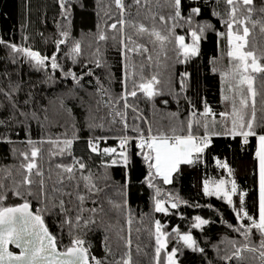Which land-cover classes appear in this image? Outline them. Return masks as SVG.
Masks as SVG:
<instances>
[{"label":"trees","instance_id":"16d2710c","mask_svg":"<svg viewBox=\"0 0 264 264\" xmlns=\"http://www.w3.org/2000/svg\"><path fill=\"white\" fill-rule=\"evenodd\" d=\"M189 0H184L187 4ZM125 5L124 18L125 26L123 30L124 43L133 47V52L128 53L125 49V55L122 58L120 54L121 30L118 24L120 13L114 7L112 0H65V9L71 7L67 12L68 19L61 16L60 5L57 0H0V40L8 43H15L24 47H30L38 51L41 55L51 56L55 50L54 41L58 35L57 24L60 30L67 28L69 32L68 45L79 41L81 55L77 58V63H71L66 53L68 47L60 45L61 51L58 53L62 59L60 63L71 67L77 76L81 71L87 72L91 69L92 76L82 77V84L73 91L71 78L62 79L59 71L55 73L56 83H45L44 69L39 71L32 68L27 63H12V53L6 45L0 44V88L8 90L9 80L4 79L3 74L8 73L10 81L19 85V91L13 99L19 102V107L27 110L24 100L28 93L32 94L31 109L40 114L37 121H28L27 134L25 125L11 121V127L6 128L0 125V134H7L12 143L0 140V180L5 187L11 186L12 181L22 180L23 170L20 164L24 162L20 152H26L28 159L32 160L30 146L27 141L31 139L32 146L38 149L35 158L36 168L33 171H41L45 181V191H51L55 181L61 179V171L55 166L57 164L73 163V157L78 158L85 164L83 170L78 167L75 169L76 181L63 180L61 189L64 195L65 213H61L58 207L60 202L59 194L52 202L45 201L40 205L44 211L42 217L45 225L51 234L56 236L58 245L68 246L72 236L84 241V247L88 249L91 257L97 260H103L105 264H114L115 260L120 258L125 251H128L131 258V264H163V257L154 261L155 239L152 234V224L154 220L167 219L166 230L171 234V226H175L181 232L191 231L198 244L204 248L205 255L194 253L183 248L178 240V236L166 237L167 251H171L173 246L181 248L178 252V264H222L220 256L225 255L229 249L226 244L218 243L222 237L227 239L241 238L226 228L221 222L223 220L235 224L233 210L223 203L222 199L216 197H205L202 192V181L208 176L217 179L224 176L223 170H217L212 156L228 163L232 169V178L235 180L238 189L245 191V208L250 215L257 214L258 211V189L255 153V138H249V143L243 148L240 145L239 138H230L225 136L211 137L212 143L207 150L204 163L194 164L189 167L182 165V172L179 176L174 174V180L168 185L160 182V187L164 192L187 201L188 204H179L177 209H172L170 214L165 217L162 213H155L152 210V201L150 199L152 192L146 184H142L143 176L146 174V167L140 157L135 155L137 149L134 141L129 142L130 182L127 189H124V167L122 163L111 164L110 159L120 160L119 152L121 149L116 143L115 137L123 134V125L119 119L111 123L109 109L107 107L108 94L103 95L96 92L99 85L107 89L111 94L114 104L117 103V97L123 90L120 80L123 75L124 65L131 60L135 65V70L139 71L141 64L147 65L148 60L144 59L143 47L147 46L151 55V73L159 78V87L164 95L156 96L150 103L142 93H137L136 97H128L130 107L127 111V120L129 123V135H133L130 129L133 126V120L136 113L132 112V107L138 109L139 126L147 133L148 125L155 132L158 128L167 130L175 125L177 128L184 124L188 116V101L191 100L193 110L198 114L203 110L202 101H206L210 108L219 117V113L225 110L226 104L221 102V77L219 71H227L229 59L227 56V28L220 23V19L211 15L215 7L222 15L226 12L224 0H209L206 5L204 0H196L201 9L197 19L199 21L211 22L215 31H207L201 37L198 54L186 60L185 63H177L175 53L172 51L173 44H167L161 50L159 47H153L148 41L147 36L139 38L134 34L135 30L129 25L128 21L144 24L148 28L155 27L162 33L167 25L161 23L160 16L167 19L170 8L168 0H139L136 4L134 0H123ZM104 5H108L105 9ZM131 5V8L128 6ZM251 12L243 5L240 7L239 15L245 17V25L249 28V35L246 37V48L255 50L257 53L264 51V32L261 26L264 25V0H251L248 6ZM155 13V15H153ZM187 9L184 15L187 16ZM249 19L255 23H249ZM109 23H115L116 27L108 29ZM173 23H177L175 20ZM174 31L178 35L187 33V25L184 28L176 27ZM216 31L223 33L217 37ZM242 29H238L233 24L234 34ZM100 32L107 37L106 40H98ZM27 36V41L23 36ZM133 35L136 43H140L142 48L139 52L135 50L134 44H128V36ZM100 61L97 67L95 61ZM159 60V66L157 65ZM87 61V67H84ZM215 67L216 72L212 69ZM180 72H187L189 76L186 81V88L180 93L179 100H173L168 95L174 87L179 92ZM51 75L52 70L49 68ZM145 77L150 75L147 68L144 69ZM256 79V80H255ZM256 90L258 98L256 101V118L264 115V106L260 101L264 99V75L255 74ZM35 86V87H34ZM132 85L129 83L128 88ZM162 99H167L168 104H161ZM103 100V103L101 102ZM63 102V105L61 104ZM124 101L120 100L117 107L122 114ZM46 109V112L43 110ZM71 110V115L66 111ZM115 109H113V112ZM176 113V116H172ZM10 114V105L8 101L0 95V119H4ZM47 116L45 120L44 117ZM86 116L88 119L86 120ZM103 117V128L99 125ZM93 118L97 126L89 128L93 123ZM17 115V120H19ZM147 119L148 125L143 124ZM203 119V118H201ZM257 131H260L258 128ZM202 133V129H201ZM99 135H107V141L101 140L98 148L113 147L116 149V156H101L99 153L92 152L89 149L88 140L95 141ZM72 138L70 154L66 151L60 154L59 148L50 143V141H61ZM15 149V151H13ZM55 153V154H54ZM107 161L101 165V160ZM91 171V181L98 191L88 192L80 174H88ZM67 175V173H63ZM33 184L30 187L32 196L27 197L30 201V208L35 212L38 206V190L40 177L33 175ZM77 181L79 182L77 186ZM85 196L83 205L77 198L79 194ZM167 200L166 196H163ZM20 202L18 198L9 196L8 204ZM126 202V207H125ZM53 204L57 207H53ZM234 204L239 207V196H234ZM117 205L119 207H117ZM7 206V204L5 205ZM81 207L84 211H80ZM96 208L93 213L90 210ZM215 209V211L213 210ZM179 212L177 216L173 213ZM80 215L82 218L77 221L75 217ZM199 215L202 218L214 221L209 225L203 226L202 230L190 229L191 217ZM65 216L69 223H64ZM88 220V224L84 221ZM123 237V239H121ZM253 241L258 243L259 237L253 235ZM130 240L128 248L124 247V242ZM212 245H217L219 255ZM106 249L111 251L106 254ZM164 249L161 250L163 253ZM245 259L241 264H257L251 254L245 253ZM235 264V261H233Z\"/></svg>","mask_w":264,"mask_h":264},{"label":"snow or ice","instance_id":"6c2138e0","mask_svg":"<svg viewBox=\"0 0 264 264\" xmlns=\"http://www.w3.org/2000/svg\"><path fill=\"white\" fill-rule=\"evenodd\" d=\"M61 9V16L67 20V12L71 11V7L65 9V0H57ZM114 7L119 10L120 18L118 21L121 30V42H120V54L123 58L125 55V49L128 53L133 52V47L127 46L123 39V30L125 26L124 10L125 5L123 0H112ZM136 4H139V0H134ZM219 3V0H217ZM207 5L209 0H204ZM226 6V12L222 15L215 7L212 9L211 15L220 19L222 25H226L227 28V56L229 59L227 71H219L221 77V102H228L226 109L219 113V120L213 118L209 121L208 117H215V113L207 104L206 101H202L203 110L198 114L193 110L191 100L188 101V116L186 119V127L181 124V127L177 128L175 125L170 126L167 130L158 128L154 132L152 127L148 125L147 119L143 120V124L148 125L147 133L139 126V113L138 109L132 107V112L136 113L133 120V126L130 131L133 135H129V123L127 120V109L130 107L127 100L128 97H136L137 93L142 95L151 103L156 96L164 95L163 91L159 87V78L156 74L151 73V55L147 46L143 47L144 59L148 60L147 65L141 64L139 71L135 70V65L131 60L124 65L123 75L120 80L123 90L117 97V103L114 104L111 98V94L107 89H104L102 85H99L96 92L103 95L108 94L107 107L109 109L108 115L111 117V123H115L117 119L123 125V134L115 137L121 151L119 152L120 160L110 159L111 164L122 163L124 167V189L130 182L129 165H130V141H134L135 148L137 149L135 155L142 159L143 164L146 167V174L141 181L142 184H146L148 189L151 190L152 195L150 197L152 201V210L155 213H162L167 217L172 209H177L179 204L187 205L188 202L180 199L178 196H173L170 193H166L159 186L162 181L164 185L172 183L174 180V174L179 176L182 172V165L193 166L194 164L204 163V158L207 155V150L210 148L213 136H225L230 138H239L241 147L249 143V138L254 137L256 141L255 146V160H256V172H257V184H258V211L255 215H250L245 208V191L238 189L235 180L232 178V169L228 163L219 159L213 155L212 160L215 162L217 170H223L227 179L224 176H220L217 179H213L212 176L202 181V192L205 197H216L222 199L223 203L233 210L235 216V224L228 223L223 220L221 215L220 222L233 233L238 234L241 238L239 241L236 239H227L222 237L218 242L220 244H226L229 251L220 256L222 264H241L245 259L244 254H251L252 258L257 264H264V115H262L257 121L256 118V101L254 97L257 93L254 90L253 81L255 74L264 75V51L257 53L255 50H248L246 48V37L249 35V28L245 25V17L239 15L240 7L243 5L249 12L251 9L248 6L251 4V0H224ZM131 8V5L128 6ZM168 7L170 13L165 19L164 16H160L161 23L167 25L165 31L162 33L155 27L148 28L142 23L128 21L129 25L135 30L134 34L137 38L141 36H147L148 41L152 43L153 47H159L163 50L167 44H173L172 51L175 53L177 63H185L187 59L197 56L200 39L205 35L207 31H215V28L211 22L199 21L197 17L201 11L199 4L196 0H189L187 4L184 0H168ZM107 9L108 5H104ZM187 9V16L184 15V11ZM155 15V13H153ZM177 23H173V21ZM237 25L238 29H242V34L237 31L233 32V24ZM249 23H255L249 19ZM187 25V33L185 35H178L175 33L174 28H184ZM108 29L116 27L115 23H109L106 25ZM58 35L54 41L55 50L52 51L51 56L41 55L38 51L33 50L30 47H24L15 43H8L0 40V44L6 45L13 54L11 59L13 65L18 62L27 63L36 70L44 69L45 78L44 82L56 83L55 73L59 71V75L62 79L71 78L73 84V91L75 88L82 84V77L85 75L96 77L93 75L91 69L87 72L81 71L77 76L71 67H67L60 63L62 57L58 55L61 51L60 45L68 47V51L65 54L67 59L75 64L77 58L81 55V48L79 41L68 45L69 32L67 28L60 30L59 24H57ZM261 31L264 32V25L261 26ZM217 37L223 35L220 31H216ZM28 37L23 36V40L27 41ZM98 40H106L107 37L103 32H100L97 37ZM128 44L133 45L137 52L140 51L142 45L136 43L133 39V35L128 36ZM96 66H100V61H95ZM159 66V60H157ZM87 67V61L84 64ZM52 70L53 74L48 73V69ZM147 68L150 75L145 77L144 69ZM213 72L217 69L213 67ZM4 79L9 80L8 90L0 88V95H2L10 105V114L4 119H0V125L10 128L11 121L17 123H23L25 125V131L27 134L28 121H37L40 119V114L37 111L31 109L32 94L28 93V97L24 100V105L27 110L19 107V102L14 100V95L19 91V85L10 81L7 72L3 74ZM189 76L187 72H180L179 79V92L176 88H172L168 95L172 96L173 100H179L180 93H183L186 88V81ZM225 81H227L228 95L224 94ZM131 83V89L128 88ZM35 87V86H34ZM120 100L124 101L122 114L121 110L117 107ZM103 103V100L101 101ZM251 102V110L249 111V103ZM161 104L167 105L168 100L162 99ZM264 106V99L260 101ZM63 105V102H61ZM113 109L115 111L113 112ZM46 112V109L43 110ZM71 115V110L66 109ZM17 115L19 120H17ZM172 116H176V113H172ZM203 118V119H201ZM44 119H47L45 115ZM88 117L86 116V120ZM103 117H101L100 127L103 128ZM217 124L220 126V130H217ZM97 126L95 118L93 123L89 124V128H95ZM260 131H257V129ZM202 129V133H201ZM107 135H99L95 141L93 139L88 140L89 149L92 152L99 153L101 156L108 155L109 157L116 156V149L113 147L98 148L97 145L101 140L107 141ZM0 140L12 143L8 135L0 134ZM72 138L64 139L61 141H50L53 145L59 147L60 154H64L66 151L70 154L72 145ZM31 150L32 160L28 159L26 152H20V156L23 157L24 162L20 164V168L23 170L22 180L12 181L11 186L6 188L2 180H0V264H105L103 260H97L96 257H89L88 249L85 248L84 241L72 236L70 244L68 246L58 245L56 236L51 234L45 225V221L42 217L44 209L40 206L45 201L52 202L57 198L59 194L60 202L58 207L61 213H65L64 201L62 197L64 195H71V193H65L62 191L60 185L63 180L76 181L75 169L78 167L83 170L85 164L78 158L73 157V163L70 164H57L55 167L61 171V179L54 182L51 191H45V181L43 180V173L41 171H33L36 168L35 158L37 157L38 149L34 146V142L29 139L27 141ZM15 151V149H13ZM55 154V153H54ZM107 161L101 160V165H105ZM67 173V175H63ZM33 175L40 177L38 196V206L33 212L30 209V201L27 197L33 195L30 191V187L33 184ZM80 179L83 181L85 188L88 192H95L98 189L95 188L91 181V171L88 174L81 172ZM79 182L77 181V186ZM9 196L16 197L20 202L14 204H8ZM167 197V200L162 198ZM234 196H239L240 204L237 208L234 204ZM77 198L83 205L85 196L83 193L79 194ZM7 204V206H5ZM53 207L57 205L53 204ZM117 207H119L117 205ZM126 207V202H125ZM215 211V209H213ZM80 211H84L81 207ZM91 212L95 213L96 208H92ZM177 216L180 213L177 211L173 213ZM82 217L77 215L75 219L79 221ZM190 229L202 230L203 226L209 225L214 221L210 219L202 218L199 215L191 217ZM64 223H69V219L65 216ZM88 224V220L84 221ZM168 224L167 219L154 220L152 224V234L155 239L154 249V261H158L163 257V264H178L177 253L182 251L181 248L173 246L171 251H167L166 237L170 235L178 236L180 244L183 248H186L194 253L205 255V250L201 247L196 239L191 234V231L181 232L175 226H171V234L166 230ZM253 235L259 237V242L253 241ZM123 239V237H121ZM131 244L130 240L124 242V247L128 248ZM14 246L19 249V253H15L10 250L9 246ZM213 249L217 251L219 255V248L217 245H212ZM164 249L163 253L161 250ZM108 254L111 249H106ZM114 264H131V258L128 251H125L122 256L115 260ZM211 264V262H209Z\"/></svg>","mask_w":264,"mask_h":264},{"label":"rangeland","instance_id":"374dc122","mask_svg":"<svg viewBox=\"0 0 264 264\" xmlns=\"http://www.w3.org/2000/svg\"><path fill=\"white\" fill-rule=\"evenodd\" d=\"M188 60V59H187ZM255 79V78H254ZM256 80V79H255ZM255 80L253 81V86H254V90H255V92L257 93V95L254 97V99L255 98H258V90H256V88H255V86H256V82H255ZM224 94L225 95H228L229 93H228V91H227V81H225V86H224ZM224 104H226V106H227V103L228 102H223ZM251 107H252V105H251V102L249 103V111L251 110ZM225 109H226V107H225ZM213 118H215V119H217V120H219V117H213V116H209L208 117V119H209V121H211ZM217 130H220V126H219V124H217ZM255 144H256V141H255ZM255 157V156H254ZM257 189H258V184H257Z\"/></svg>","mask_w":264,"mask_h":264},{"label":"water","instance_id":"95a60500","mask_svg":"<svg viewBox=\"0 0 264 264\" xmlns=\"http://www.w3.org/2000/svg\"><path fill=\"white\" fill-rule=\"evenodd\" d=\"M31 209V208H30ZM10 250L14 251L15 253H19V249L15 248L14 246H9Z\"/></svg>","mask_w":264,"mask_h":264},{"label":"built area","instance_id":"2783aa9c","mask_svg":"<svg viewBox=\"0 0 264 264\" xmlns=\"http://www.w3.org/2000/svg\"><path fill=\"white\" fill-rule=\"evenodd\" d=\"M130 142H131V141H130ZM83 246H84V245H83ZM88 254H89V253H88ZM89 257H91L90 254H89Z\"/></svg>","mask_w":264,"mask_h":264}]
</instances>
